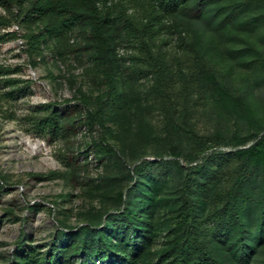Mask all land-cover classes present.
<instances>
[{
	"label": "trees",
	"instance_id": "obj_1",
	"mask_svg": "<svg viewBox=\"0 0 264 264\" xmlns=\"http://www.w3.org/2000/svg\"><path fill=\"white\" fill-rule=\"evenodd\" d=\"M257 1L240 0L229 12L221 6L215 15L223 14L220 18L223 21L244 4ZM208 2L0 0L4 10L0 11V26L7 29L16 21L26 28L22 35L32 65L37 55L44 57L43 50L52 41L56 55L63 58L60 42L74 29L89 26V41L84 48L90 49L89 59L101 73L106 91L92 99L80 90L88 128L94 124L104 126L107 109L117 110L126 100L120 83L126 71L118 55L123 43L129 50L128 72L151 79L146 107L158 109L168 136H185L190 147L187 165L173 160L178 175L174 189L176 206L165 245L158 252L152 251V213L149 208L145 210L148 201L133 192L146 184L144 178L155 175V167L161 166L162 160L142 158L127 172L133 181L127 198L116 211L106 214L101 226L82 224L78 230L62 231L65 241L55 239L45 248L20 239L9 264H231L216 252L215 241L224 244L239 263L246 264L250 249L245 237L248 217L255 220V238L264 241V126L225 139L201 132L193 124L195 105L207 90L226 97L249 119L254 117L245 96L233 94L218 79L216 70L197 49L196 33L190 30L187 20L180 19L182 15L189 20L201 17ZM260 21L262 17L256 15L243 22L252 25ZM115 29L122 34L114 32ZM16 36L15 29L5 30L1 35ZM260 64L264 67V56ZM18 71L17 64L0 63V85L4 87L0 95L4 101L15 99L30 82L29 78L14 74ZM9 116H13L12 112ZM62 118L63 112L55 101L43 102L40 109L29 111L27 117L33 129L43 135L52 130L62 133ZM222 145L232 149L215 148ZM104 147L113 151L108 143L101 144L99 150ZM171 152L179 154L176 146ZM217 171L223 184L212 188ZM32 174L43 178L58 172ZM119 200L122 201V193ZM76 254L83 255L78 262L73 259ZM259 264H264V257Z\"/></svg>",
	"mask_w": 264,
	"mask_h": 264
},
{
	"label": "rangeland",
	"instance_id": "obj_2",
	"mask_svg": "<svg viewBox=\"0 0 264 264\" xmlns=\"http://www.w3.org/2000/svg\"><path fill=\"white\" fill-rule=\"evenodd\" d=\"M238 2L209 0L201 17L180 18L196 33L197 49L216 70L218 79L233 94L244 95L253 111L254 117L249 119L217 91H205L195 105L193 124L201 132L225 139L264 126V67L260 64L264 56V0L244 4L223 21V14L215 15L219 7L229 12ZM256 15L262 21L244 24ZM13 29L17 30L16 37H1L5 30ZM25 30L16 21L7 29L0 26V63L17 64L19 71L14 74L30 79L15 99L7 102L0 95V264L11 263L20 239L45 248L55 239L65 241L62 231L78 230L82 224L101 226L106 214L116 211L127 198L133 182L127 172L142 158L162 160L161 166L155 167V175L144 178L146 184L133 192L148 201L145 210L149 208L152 213V251L158 252L165 245L176 206L178 175L173 160L184 166L189 163L187 139L168 136L158 109L146 107L151 79L128 72L129 50L123 43L118 55L126 71L120 81L126 100L117 110L107 109L104 126L88 128L80 90L92 99L106 91L101 73L89 59L90 49L84 48L89 26L74 29L60 42L63 58L56 55L52 41L44 48V57L37 55L33 65L25 51ZM114 32L122 34L116 29ZM76 47L77 51L72 49ZM169 51L174 53L171 46ZM47 101H55L63 112L62 133L52 130L40 134L27 119L29 111L40 109ZM103 143L110 144L113 151L106 147L99 150ZM173 146L178 155L172 154ZM215 148L232 149L229 145ZM52 170L58 175L41 178L32 174ZM217 174L212 178V188L223 184ZM245 230L250 246L246 264H259L264 257V241L255 238L253 217L245 219ZM214 249L231 264H241L224 244L215 241ZM82 257L76 254L73 259L78 262Z\"/></svg>",
	"mask_w": 264,
	"mask_h": 264
}]
</instances>
